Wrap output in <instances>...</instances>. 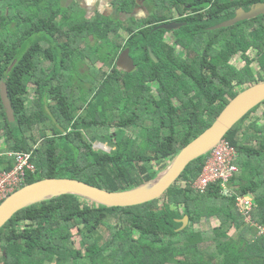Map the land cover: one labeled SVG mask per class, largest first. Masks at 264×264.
<instances>
[{
    "label": "trees",
    "instance_id": "trees-1",
    "mask_svg": "<svg viewBox=\"0 0 264 264\" xmlns=\"http://www.w3.org/2000/svg\"><path fill=\"white\" fill-rule=\"evenodd\" d=\"M139 1L150 8L148 17L121 20L90 15L77 0H0V85L6 83L15 114L10 122L0 94V171L15 167L9 153L33 150L34 169L22 187L45 178L111 192L138 187L240 92L264 82V15L211 29L264 0L112 4L131 14ZM172 22L183 25L158 29ZM168 33L174 43L165 40ZM127 48L131 72L117 66ZM238 56L246 62L241 68L233 64ZM262 105L225 137L238 153L230 187L253 198L254 224L238 212L236 196L192 188L206 155L162 198L143 205L105 207L64 195L18 212L0 230V264H264L257 228L264 227V125L249 121ZM96 142L110 150L95 149ZM185 216L189 225L180 230Z\"/></svg>",
    "mask_w": 264,
    "mask_h": 264
},
{
    "label": "water",
    "instance_id": "water-1",
    "mask_svg": "<svg viewBox=\"0 0 264 264\" xmlns=\"http://www.w3.org/2000/svg\"><path fill=\"white\" fill-rule=\"evenodd\" d=\"M264 15V2L253 6L249 11L243 9L237 15L211 29L233 26L241 21ZM182 23L162 24L158 29L174 31L182 27ZM152 58L157 62L151 52ZM117 66L126 71H134L135 62L130 56V49H125L117 60ZM0 94L7 118L15 122V114L5 82L0 85ZM264 103V82L257 83L240 92L224 108L215 122L201 135L185 146L159 175L138 187L111 192L83 181L72 178H45L25 185L0 204V230L20 211L50 201L64 195H74L87 199L105 207H134L162 198L181 178L187 167L194 161L208 155L226 135L254 108ZM182 223L180 230L189 225V217L178 220Z\"/></svg>",
    "mask_w": 264,
    "mask_h": 264
},
{
    "label": "built area",
    "instance_id": "built-area-1",
    "mask_svg": "<svg viewBox=\"0 0 264 264\" xmlns=\"http://www.w3.org/2000/svg\"><path fill=\"white\" fill-rule=\"evenodd\" d=\"M8 156L15 159V167L10 172L0 171V204L11 194L22 188L26 177V170H33L31 163L33 152H11ZM238 159L237 150L225 139L221 141L207 156V161L199 178L194 182L192 188L196 192L205 193L209 187H219L220 193L225 197L236 196V208L251 222L250 212L254 207L252 197L240 196L230 184L239 168L236 165ZM259 235L264 236V227L257 225Z\"/></svg>",
    "mask_w": 264,
    "mask_h": 264
},
{
    "label": "rangeland",
    "instance_id": "rangeland-1",
    "mask_svg": "<svg viewBox=\"0 0 264 264\" xmlns=\"http://www.w3.org/2000/svg\"><path fill=\"white\" fill-rule=\"evenodd\" d=\"M66 1L70 4L72 0H66ZM77 1H79L81 3L82 7L84 9H86V11L90 15L93 13V11H99L100 13H102L104 15H107V16H110L113 19H117V18L121 19V17L128 18V15H120V14H118L117 9L112 4V0H77ZM140 4L144 6V10L142 11V13L149 14V7L147 5H145L144 2L139 1L138 2V6H140ZM136 16L139 17V15H136ZM165 40L167 42L174 43L175 42L174 34L173 33H168L166 35ZM255 55H256V53L251 50L250 53H249V57L250 58H254ZM88 63L91 64L90 62H88ZM233 64H235L237 67L241 68V67L245 66L246 62H245V60L242 57L238 56V57H236L234 59ZM94 66L96 68H100L102 66V63L98 62ZM252 67H253L254 70H258L259 69L258 63H256V62L253 63ZM33 96L34 95H32V97ZM263 112H264V105H262L256 112H254L251 115L249 121L257 122L259 124V126H263L264 125V113ZM113 131H115V130H113ZM2 142H3V145H4V143H5V139L4 138H2ZM94 147L97 150L98 149H104V150H107V151L110 150V148L108 146L100 144L98 142L95 143ZM0 149H3V148H0ZM178 184L184 185V183H182V182H179ZM211 224L213 226H218L219 222H218V220H216L214 218V219L211 220ZM74 240L76 242V246L80 247L81 246V242H80L81 239H80L79 235L76 234V233H75V239Z\"/></svg>",
    "mask_w": 264,
    "mask_h": 264
},
{
    "label": "flooded vegetation",
    "instance_id": "flooded-vegetation-1",
    "mask_svg": "<svg viewBox=\"0 0 264 264\" xmlns=\"http://www.w3.org/2000/svg\"><path fill=\"white\" fill-rule=\"evenodd\" d=\"M112 3H113V0H112ZM82 6V5H81ZM86 10V9H85ZM144 10V6L143 5H141L140 4V6H138L131 14H126V13H119L118 12V14H120V15H128V18H130V17H134V18H140V17H143V18H146V17H148V15L150 14V8H149V14H144V13H142V11ZM96 11H93V13H95ZM92 13V14H93ZM139 15V17H137L136 15ZM138 13V14H137ZM89 14V13H88ZM104 15V14H103ZM128 18H123V17H121V20H126V19H128Z\"/></svg>",
    "mask_w": 264,
    "mask_h": 264
},
{
    "label": "clouds",
    "instance_id": "clouds-1",
    "mask_svg": "<svg viewBox=\"0 0 264 264\" xmlns=\"http://www.w3.org/2000/svg\"><path fill=\"white\" fill-rule=\"evenodd\" d=\"M29 152H33V150L32 151H29ZM33 157V156H32Z\"/></svg>",
    "mask_w": 264,
    "mask_h": 264
}]
</instances>
